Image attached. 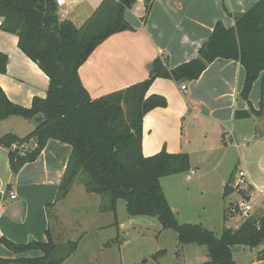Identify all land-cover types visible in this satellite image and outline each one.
I'll return each instance as SVG.
<instances>
[{
	"label": "trees",
	"instance_id": "obj_1",
	"mask_svg": "<svg viewBox=\"0 0 264 264\" xmlns=\"http://www.w3.org/2000/svg\"><path fill=\"white\" fill-rule=\"evenodd\" d=\"M128 1L101 0L77 27L60 18L56 0H0V30L16 35L18 48L49 80L45 97H34L29 107L13 103L0 87V121L11 116L33 121L41 116V121L23 137L13 132L0 135V146L8 150L9 167L15 175L38 158L48 140L66 143L71 152L58 185L57 200L64 198L78 181L87 193L100 196V209L115 212L117 200L123 199L129 216L154 218L162 228L174 230L180 244L204 246L207 259L199 264H236L234 248L250 250L264 242V209L244 219L235 229L224 227L219 236L200 223H179L160 179L189 171V155L161 149L145 156L143 118L152 109L167 105L163 96L147 94L155 79L169 78L179 84L193 81L217 58L238 61L245 71L239 98L247 103L248 109H236L234 118H264V0H257L244 12L231 13L224 7L233 18V26L226 27L217 20L193 59L169 67L167 56L158 55L150 62L144 80L91 98L78 69L109 36L133 29L124 12L136 0ZM7 62L8 56L0 52V73H5ZM259 77V104L254 108L249 94ZM30 141L33 146L23 151L20 147ZM233 190L225 184L223 196ZM241 194L246 196L244 192ZM235 208L238 210V206ZM46 236V241L25 243L1 237L0 243L14 253L31 250L43 253L16 259L19 263L61 264L63 259L50 257L57 243L48 229ZM78 240L67 241L71 253L76 250ZM115 240L118 237L111 242ZM257 258L264 259V249L257 252ZM8 262L9 259L0 258V263Z\"/></svg>",
	"mask_w": 264,
	"mask_h": 264
},
{
	"label": "crops",
	"instance_id": "obj_2",
	"mask_svg": "<svg viewBox=\"0 0 264 264\" xmlns=\"http://www.w3.org/2000/svg\"><path fill=\"white\" fill-rule=\"evenodd\" d=\"M256 1L136 0L124 12L133 29L112 34L93 50L78 69L81 82L91 98H95L144 80L150 62L158 55L167 56L169 67L189 61L196 57L198 48L208 38L217 20L226 27L233 26V18L227 15L224 7L231 13L244 12ZM100 2L62 0L58 4V14L61 19H68L78 27ZM0 52L8 56L6 71L0 73V87L9 100L29 107L34 97H45L48 77L18 48L16 35L0 30ZM244 76V68L238 61L217 58L199 78L187 82L185 90L172 79H155L147 94L163 96L167 105L145 114L142 153L148 156L165 149L190 155L201 145V150L208 149L210 144L206 143L211 137L221 136L220 141L226 144L230 139L236 148H241L237 151L242 166L240 170L244 172L246 185L250 186L246 197L256 196L264 209V118H234L236 109H248L247 103L239 98ZM260 80L259 77L253 83L249 94L254 108L259 104ZM36 123L35 120L11 116L0 121V135L13 132L23 137L35 128ZM228 131L230 136L226 134ZM31 146L32 141L20 148L25 151ZM7 152L0 146V238L16 243L46 241L48 229L57 244L71 240H58L50 226L52 210L55 220L60 217L56 211V195L71 146L58 140H48L38 158L25 164L15 175L10 170ZM9 192L16 197L10 198ZM99 198L95 199L96 206L101 200ZM74 218L71 215V220ZM239 248L235 254L242 259L245 253L243 264H264V259L257 258V252L263 247ZM200 250L204 256L205 251ZM249 251L252 254L249 255ZM42 254L38 250L14 253L0 243V258L10 260L0 264H22L16 259Z\"/></svg>",
	"mask_w": 264,
	"mask_h": 264
},
{
	"label": "rangeland",
	"instance_id": "obj_3",
	"mask_svg": "<svg viewBox=\"0 0 264 264\" xmlns=\"http://www.w3.org/2000/svg\"><path fill=\"white\" fill-rule=\"evenodd\" d=\"M226 134L231 135L229 131ZM220 140L221 136L211 137L209 143H206L210 144L208 149L201 150V145L189 155L190 171L160 179L178 222L200 223L216 236L221 234L225 226L235 229L244 221L245 218L239 214L240 210L235 211V204L248 200L252 207L249 218L263 212L261 200L254 195L244 199L241 193L233 190L223 196L225 184L234 186L242 166L237 153L241 148H236L230 139L227 144ZM83 188V184L77 181L67 198L57 200L58 220H55L53 210L50 213L51 230H54L58 240L68 238L76 241L82 238L78 240L80 243L76 250L65 257L63 264H198L207 259L204 246L180 244L176 232L162 228L156 219L151 223L154 218L146 217L150 221L146 225L129 223L139 216L131 217L127 214L123 199L117 200L115 212L110 209L101 210V200H98L97 206L94 203L98 196H86L87 192ZM71 215L76 218L71 220ZM116 237L118 241L111 242ZM108 241L110 245L106 246ZM262 247L264 242L258 248ZM200 249L205 251L204 256L199 252ZM248 253L252 254L250 251ZM239 256L236 254L237 258Z\"/></svg>",
	"mask_w": 264,
	"mask_h": 264
},
{
	"label": "built area",
	"instance_id": "obj_4",
	"mask_svg": "<svg viewBox=\"0 0 264 264\" xmlns=\"http://www.w3.org/2000/svg\"><path fill=\"white\" fill-rule=\"evenodd\" d=\"M56 2H57V4H61L62 3V0H56ZM180 88L182 89V90H185L186 89V84L185 83H181L180 84ZM238 176H239V178L234 182V186H233V188L236 190V191H238L239 193H241V192H244L245 193V195L247 196V194H248V191L246 190V188H247V182H246V180L244 179V172L243 171H239L238 172ZM244 186V187H243ZM8 196L10 197V198H15L16 197V195L13 193V192H9L8 193ZM246 196H244V199H245V197ZM236 205L238 206V210H240V215L241 216H243V218H245V219H247V218H249L250 217V214H249V212H250V210L252 209V207L250 206V204L248 203V200H244V201H242L240 204H235V207H236ZM236 209V208H235ZM234 209V210H235ZM235 211H237V210H235Z\"/></svg>",
	"mask_w": 264,
	"mask_h": 264
},
{
	"label": "water",
	"instance_id": "obj_5",
	"mask_svg": "<svg viewBox=\"0 0 264 264\" xmlns=\"http://www.w3.org/2000/svg\"><path fill=\"white\" fill-rule=\"evenodd\" d=\"M129 1L126 0V3H128ZM36 122H40L41 121V116H38L34 119ZM132 223V222H138V223H143V224H150V221H148L146 218L144 217H139L137 220H134L132 219L131 221H129V223ZM155 222V219H152L151 220V223H154ZM239 247L237 248H234L233 251L234 252H237L239 251ZM71 254V250H70V247H69V244L68 242H62L60 244H57L55 246V248L53 249V251L51 252L50 254V257L52 259H56V260H61V259H64L65 257L69 256ZM243 258L240 259V258H237L235 257V261H236V264H243V262L245 261V253L243 254Z\"/></svg>",
	"mask_w": 264,
	"mask_h": 264
}]
</instances>
